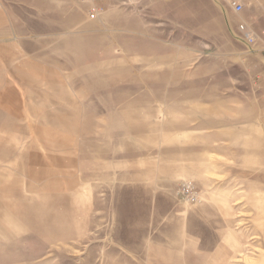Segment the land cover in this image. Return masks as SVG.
<instances>
[{"label": "rangeland", "instance_id": "1", "mask_svg": "<svg viewBox=\"0 0 264 264\" xmlns=\"http://www.w3.org/2000/svg\"><path fill=\"white\" fill-rule=\"evenodd\" d=\"M220 3H8L0 264H264V58Z\"/></svg>", "mask_w": 264, "mask_h": 264}, {"label": "crops", "instance_id": "2", "mask_svg": "<svg viewBox=\"0 0 264 264\" xmlns=\"http://www.w3.org/2000/svg\"><path fill=\"white\" fill-rule=\"evenodd\" d=\"M9 1V2H8ZM0 0V61L1 58L5 60V49L3 48V41L6 40V36L4 34L5 27H6V15L7 11L5 7L8 5V3L13 2V4H20L22 0ZM27 3L31 4L34 3L36 5V10L39 12L47 13L49 16L45 17L47 19H50L51 25L48 33L50 35L54 34L53 31V19L57 18H65L67 16V4L70 0H26ZM210 3H213L214 7L221 6L222 3H220V0H208ZM228 7L231 8L232 15L227 16L225 20H227L228 27L235 29V25L238 23H245L246 25L253 28L255 31H257L259 34L262 33V30L264 29V15H263V9H264V0H237L239 3L243 5V10L240 12H237L232 6L231 1L232 0H224ZM107 2V0H106ZM111 0H108V6L110 5ZM250 6H254V9H250ZM116 9L110 8L105 16L107 18H111L112 15L115 14ZM84 26V25H83ZM66 28V26L62 27ZM238 28V27H237ZM66 34L67 31L65 29H61L60 32L57 34ZM264 37V36H263ZM254 49L257 52H260L263 55L264 58V51H262L263 44L262 42L259 45L253 46ZM3 48V49H2ZM2 53V55H1ZM3 69H6L3 67ZM0 70H2V64L0 62ZM10 116V115H9ZM8 116V117H9Z\"/></svg>", "mask_w": 264, "mask_h": 264}, {"label": "built area", "instance_id": "3", "mask_svg": "<svg viewBox=\"0 0 264 264\" xmlns=\"http://www.w3.org/2000/svg\"><path fill=\"white\" fill-rule=\"evenodd\" d=\"M87 6V16L91 20H96L100 17V14L104 11L105 0H80ZM231 6L240 12L243 10V5L237 0L231 1ZM238 29L242 35V39L251 46L259 45L261 42L263 44L262 51H264V29L262 33H258L250 26L241 22L238 24ZM180 198L188 203H197L200 198V193L196 184L192 181H183L179 184L177 192Z\"/></svg>", "mask_w": 264, "mask_h": 264}]
</instances>
